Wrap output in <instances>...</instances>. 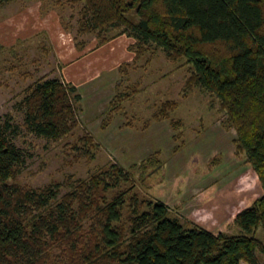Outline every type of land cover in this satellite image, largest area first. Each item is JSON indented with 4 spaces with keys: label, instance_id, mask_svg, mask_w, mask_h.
Instances as JSON below:
<instances>
[{
    "label": "trees",
    "instance_id": "obj_1",
    "mask_svg": "<svg viewBox=\"0 0 264 264\" xmlns=\"http://www.w3.org/2000/svg\"><path fill=\"white\" fill-rule=\"evenodd\" d=\"M74 1L84 2L85 32L120 29L163 47L169 59H186V84L218 99L236 131V152L246 156L263 194L235 209L239 231L228 234L185 227L164 202L141 198L130 171L117 164L64 184L28 187L16 182L23 151L10 138L12 125L0 120V264H261L264 243L255 231L264 229V0ZM142 52L135 51V61ZM80 97L73 83L37 80L24 98L25 128L52 141L72 134ZM176 105L164 102L156 118H168ZM81 139L89 154L93 137ZM155 155L141 160V175L159 166Z\"/></svg>",
    "mask_w": 264,
    "mask_h": 264
},
{
    "label": "rangeland",
    "instance_id": "obj_2",
    "mask_svg": "<svg viewBox=\"0 0 264 264\" xmlns=\"http://www.w3.org/2000/svg\"><path fill=\"white\" fill-rule=\"evenodd\" d=\"M83 4L9 0L0 5V120L12 125L8 133L24 155L16 182L32 188L64 184L117 164L130 171L141 198L164 202L185 227L196 222L215 231L216 209L195 203L213 194L204 183L221 181L226 183L216 193L224 197L221 205L235 201L225 210L220 228L238 232L235 209L259 197L261 189L244 163L227 171V163L235 161L236 133L225 126L218 99L194 83L186 84L192 66L185 58L169 59L163 47L140 42L120 29L101 35L82 30ZM140 47L143 52L135 61ZM52 77L73 83L81 95L75 103L78 126L59 141L38 136L24 125L29 88ZM166 101L177 105L168 118L157 119L155 114ZM170 120L180 123L175 126ZM84 134L94 139L90 148L94 157L82 152ZM217 154L226 163L215 160ZM150 155L160 160L159 166L153 164L141 175V160ZM209 161L215 162L210 168ZM235 169L241 172L233 178ZM182 184L189 185L184 195L177 189ZM60 190L64 193L66 186ZM182 197L187 200L179 209L176 202ZM255 236L264 243L262 227ZM258 257L264 264V255Z\"/></svg>",
    "mask_w": 264,
    "mask_h": 264
},
{
    "label": "crops",
    "instance_id": "obj_3",
    "mask_svg": "<svg viewBox=\"0 0 264 264\" xmlns=\"http://www.w3.org/2000/svg\"><path fill=\"white\" fill-rule=\"evenodd\" d=\"M225 126H227V127H229V128H232L234 131H235V129L233 128V127H231V126H229L226 122H225ZM235 133H236V131H235ZM235 138H236V136H235ZM234 138V139H235ZM234 139L232 140V142L234 143ZM234 146H235V143H234ZM233 154H234V158H235V161H230L229 163H227V164H229L228 166V168H227V171L228 170H233V168H235L236 166H238L240 163H244L245 164V166H247L246 168L248 169V168H250L252 171H253V173L256 175V177H257V181H258V184L260 185V183H259V180H258V176H257V174H256V172L253 170V168L251 167V165L246 161V156L244 155V154H241V155H238L237 154V152H236V146L234 147V150H233ZM218 155V154H217ZM146 158V157H145ZM225 158H223V160L221 159V158H219V162H220V160H222L224 163H226L225 162V160H224ZM241 161V162H240ZM236 168H239V167H236ZM219 170H220V168H219ZM238 170V172L237 173H234L233 174V178H236V176H238L239 174H240V172H239V169H235L234 171H237ZM222 175H220V176H218V178L220 179V177H221ZM224 177V176H223ZM233 178H232V181H233ZM235 180V179H234ZM231 181V180H230ZM228 182L229 184H231V182ZM221 181H213L212 179L208 182V183H204V186H207V187H209L212 191H213V194H209V196L205 199V200H200V201H196V203H195V205L197 206H200V207H204L205 209L207 208V209H213V208H215L216 210H214V217L216 218V220H217V229H215V231L214 232H224V230L222 229V228H220V226H222V222H221V218L224 216V214H226L225 213V210H227V208L229 207V206H231V205H233V201H235V198L232 200V202L230 203V205H227V206H222L221 204H222V198H224V197H222V196H219V195H217L216 193L218 192V190L221 188V190H223L224 189V187L223 186H225L226 185V183H222ZM189 185H187L186 187H184L183 186V184L182 185H180V186H177V189L180 191L179 193L180 194H185L186 193V191H187V187H188ZM197 186V185H196ZM198 186H201V187H204V186H202V185H198ZM197 186V187H198ZM260 189H261V194H260V196L263 194V189H262V187H261V185H260ZM221 190L219 191V194H221L222 192H221ZM188 192V191H187ZM259 196V197H260ZM220 197H222V198H220ZM258 197H256V198H250L249 199V202L244 206V207H247V206H249L255 199H257ZM186 200H187V198H185V197H182V199L179 201V202H176V203H178L176 206H178V208L180 209V208H184L185 207V202H186ZM182 202V204H180ZM175 203V202H174ZM170 212V211H169ZM170 215L172 216V214L170 213ZM174 217H177V216H175L174 215ZM182 222V221H181ZM183 223V222H182ZM233 223H234V218H233ZM194 225H199V223L197 224L196 222H192V224H191V226H194ZM235 225V224H234ZM191 226H189V227H191ZM200 226H204V225H200ZM205 228H207V229H209V230H211L212 228H209L210 226H204ZM237 227V226H236ZM238 228V227H237ZM238 231H239V229H238ZM226 233V232H225ZM237 233V232H236ZM229 234V233H228ZM231 234V233H230ZM241 264H242V262H241Z\"/></svg>",
    "mask_w": 264,
    "mask_h": 264
}]
</instances>
